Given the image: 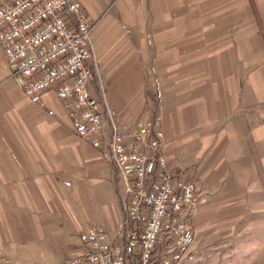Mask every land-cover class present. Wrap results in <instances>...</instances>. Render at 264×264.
<instances>
[{
	"label": "crops",
	"instance_id": "obj_1",
	"mask_svg": "<svg viewBox=\"0 0 264 264\" xmlns=\"http://www.w3.org/2000/svg\"><path fill=\"white\" fill-rule=\"evenodd\" d=\"M93 25L90 94L132 132L159 117L170 183L196 189L190 251L264 238V0H75ZM16 87L0 48V264H62L123 218L115 167ZM51 111L52 115H47Z\"/></svg>",
	"mask_w": 264,
	"mask_h": 264
},
{
	"label": "built area",
	"instance_id": "obj_2",
	"mask_svg": "<svg viewBox=\"0 0 264 264\" xmlns=\"http://www.w3.org/2000/svg\"><path fill=\"white\" fill-rule=\"evenodd\" d=\"M93 31L75 0H0V48L9 76L24 97L45 109L44 93L61 102L74 135L94 149L121 179L123 218L111 240L99 227L78 235L82 250L62 264H178L190 261L196 189L170 183L161 153L159 117L144 118L132 132L104 122L88 89ZM47 115H52L47 111Z\"/></svg>",
	"mask_w": 264,
	"mask_h": 264
},
{
	"label": "rangeland",
	"instance_id": "obj_3",
	"mask_svg": "<svg viewBox=\"0 0 264 264\" xmlns=\"http://www.w3.org/2000/svg\"><path fill=\"white\" fill-rule=\"evenodd\" d=\"M190 253V261L178 264H264V238L234 241L229 247L219 248L216 252Z\"/></svg>",
	"mask_w": 264,
	"mask_h": 264
}]
</instances>
